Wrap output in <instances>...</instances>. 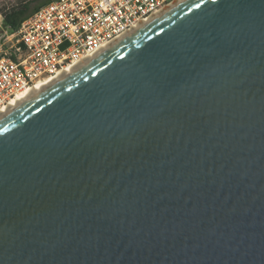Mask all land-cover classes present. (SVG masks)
Wrapping results in <instances>:
<instances>
[{"label": "water", "instance_id": "water-1", "mask_svg": "<svg viewBox=\"0 0 264 264\" xmlns=\"http://www.w3.org/2000/svg\"><path fill=\"white\" fill-rule=\"evenodd\" d=\"M0 264H264V0H181L2 113Z\"/></svg>", "mask_w": 264, "mask_h": 264}, {"label": "built area", "instance_id": "built-area-1", "mask_svg": "<svg viewBox=\"0 0 264 264\" xmlns=\"http://www.w3.org/2000/svg\"><path fill=\"white\" fill-rule=\"evenodd\" d=\"M172 0H51L0 41V112L39 80L92 55Z\"/></svg>", "mask_w": 264, "mask_h": 264}, {"label": "bare ground", "instance_id": "bare-ground-1", "mask_svg": "<svg viewBox=\"0 0 264 264\" xmlns=\"http://www.w3.org/2000/svg\"><path fill=\"white\" fill-rule=\"evenodd\" d=\"M180 1L181 0H176L172 4H170L167 7H165L164 10L162 9L161 11H158L157 14H155V16H157L160 13H162V12L166 11L167 9L171 8L172 6H174L175 4H177ZM155 16H153V18ZM151 19H146L145 21L136 24L131 29H129L128 31H126L125 34L121 35L119 38H116L115 40H113L112 42H110L111 44H109V43L106 44L105 46L101 47L99 50H97L96 52H94L92 55H89L87 57H84L79 62L75 63L74 65H72V66H70V67H68L66 69H63L62 71L58 72L57 74H55L53 76H50V77H47L44 80H39L35 84H33L32 86H30L29 88H26L22 92H19L13 98V100L11 101V103L7 107H5L3 109V111L0 112V115L2 113L6 112L7 110L11 109L12 107L18 105L19 103L23 102L24 100L28 99L29 97L33 96L34 94L38 93L43 88H45L46 86H48L49 84H51L52 82H54L55 80H57L58 78H60L61 76L65 75L66 73H68L72 69L76 68L77 66L81 65L85 61L89 60L90 58L94 57L98 53L102 52L103 50H105L106 48H108L109 46H111L114 42H116V41L120 40L121 38L125 37L126 35L130 34L131 32H133L134 30L138 29L139 27H141L142 25H144L145 23H147Z\"/></svg>", "mask_w": 264, "mask_h": 264}, {"label": "trees", "instance_id": "trees-1", "mask_svg": "<svg viewBox=\"0 0 264 264\" xmlns=\"http://www.w3.org/2000/svg\"><path fill=\"white\" fill-rule=\"evenodd\" d=\"M51 0H15L1 7L2 25L7 32L16 31L21 22Z\"/></svg>", "mask_w": 264, "mask_h": 264}, {"label": "rangeland", "instance_id": "rangeland-1", "mask_svg": "<svg viewBox=\"0 0 264 264\" xmlns=\"http://www.w3.org/2000/svg\"><path fill=\"white\" fill-rule=\"evenodd\" d=\"M15 0H0V41L3 40L4 36L7 34V31L6 29L3 27L2 25V15H1V7L4 6V5H9L10 3L14 2ZM176 0H172L170 1L169 3L165 4L164 6H162L158 11H161L162 9L164 10L165 7H167L168 5L172 4L173 2H175ZM156 11L155 13L151 14L147 19H151L153 18V16H155V14H157ZM146 20V19H145ZM145 20H142L140 22H143ZM138 22V23H140ZM137 23V24H138ZM125 34V33H124ZM111 44V43H109ZM105 46V45H104Z\"/></svg>", "mask_w": 264, "mask_h": 264}]
</instances>
